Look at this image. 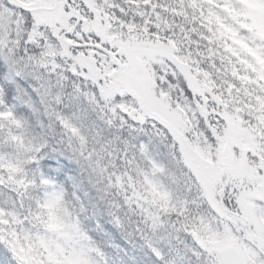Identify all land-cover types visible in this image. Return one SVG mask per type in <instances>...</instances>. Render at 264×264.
<instances>
[{
	"label": "trees",
	"instance_id": "16d2710c",
	"mask_svg": "<svg viewBox=\"0 0 264 264\" xmlns=\"http://www.w3.org/2000/svg\"><path fill=\"white\" fill-rule=\"evenodd\" d=\"M134 1L120 0L111 11L141 34L158 36L167 48L186 56L202 73L199 80L210 87L211 95L234 108L228 110L229 118L253 131L264 161V40L252 32L253 8L242 0H138L139 6ZM18 70L25 75H17ZM5 77L18 85L6 104L24 117L41 148L54 144L68 161L59 173L42 164L43 157L28 160L26 188L16 194L21 215L28 214L25 219L46 214L50 193L37 197L33 191L43 172L59 184L104 263L212 264L209 251L183 224L178 211L159 231L131 196L140 186L150 190L148 174L157 178L162 196L172 205L177 203V210L202 201L199 183L187 175L167 138L137 119L133 124L110 120L99 98L80 89L78 76L53 65H25L21 54L0 46V80ZM4 105L0 103V111H5ZM17 133L12 117H0V169L14 152ZM208 179L212 184L216 181L211 174ZM229 183L228 193L233 184ZM251 189L229 193L232 200L225 203L231 211L240 212L238 201L246 204ZM226 215L237 221L240 234L249 233L247 223Z\"/></svg>",
	"mask_w": 264,
	"mask_h": 264
},
{
	"label": "rangeland",
	"instance_id": "374dc122",
	"mask_svg": "<svg viewBox=\"0 0 264 264\" xmlns=\"http://www.w3.org/2000/svg\"><path fill=\"white\" fill-rule=\"evenodd\" d=\"M22 1L33 6L53 5V0ZM119 1L83 0V10L87 12L84 15L86 19L98 18L101 21L102 31L96 41L112 46L120 54L123 67L126 68L127 52L133 51L129 55L130 68L126 74L122 73L124 75L120 76L121 82L127 86L126 90L118 80L108 78L115 68L103 53L94 49H67L62 44L60 34L72 23L62 18L64 7L57 12L52 11L47 21L41 22L42 11L36 12L35 19L26 18L17 14L15 9H10L5 3L6 0H0V44L8 48L23 49L26 63L53 65L64 73L75 74L79 78L80 89L99 98L110 120L122 123L131 120L133 124V120L142 116L139 121L143 126L159 128L160 133L175 146L181 162L187 168V175L194 177L200 185L202 201L177 210V203L172 205L162 196L157 178L147 174L150 190H144V186H140L131 192V196L138 204L141 214L153 227L164 231L170 225V214L178 211L182 215L183 224L209 251L212 264H220L214 248L236 239H240L248 264H264V248L261 242L251 233L240 234L235 225L237 221H231L221 211L219 201V196L231 201L229 193L252 187L248 191L250 197L246 204L240 199L237 209L241 211V215L247 217L254 233L264 238V198H261L258 185L250 184L244 171H230L223 168L224 164L220 165L221 161L226 163V155L232 162H239L242 150L250 147L247 138H236L226 133L217 119L200 111V101L190 87L186 75L164 54L147 49V46L154 43L167 47L164 42L158 36L150 38L141 34L123 16L111 11L114 6H118L116 2ZM245 1L253 6L252 18L256 27L254 32L264 38V0ZM132 3L139 6L140 1ZM85 31L82 24L78 34L69 39L74 42L84 39L92 41L93 38ZM171 51L177 55L187 72L191 73L196 84L209 95L210 108L217 107L226 115L228 110L233 111L234 108L221 105L220 100L211 95L210 87H206L199 80L202 73L191 66V61L186 56L173 49ZM79 56L85 57L95 68L101 69L105 76L104 81L90 79L77 61ZM12 116L18 133L14 139V152L6 158L4 167L0 169V191L7 194L9 187L13 191L7 202L0 197V238L7 236L11 239L28 264H107L104 263L98 245L69 207L60 187L53 189L56 197L49 195L45 204L47 207L44 208L45 215L32 214L28 220L21 219L16 194L25 190L26 179L30 175L27 162L34 160L41 146L25 123L24 117L18 113ZM236 124L242 127L239 123ZM245 131L257 146L253 131ZM186 147L189 156L194 159L187 158ZM257 148L255 152L261 156L263 152ZM15 166H18V171ZM218 168L221 171L226 170L219 173L223 182L233 183L229 186V193L221 190L217 179ZM209 174L218 183L214 181L212 184L208 179ZM130 182L135 186L133 180Z\"/></svg>",
	"mask_w": 264,
	"mask_h": 264
},
{
	"label": "snow or ice",
	"instance_id": "6c2138e0",
	"mask_svg": "<svg viewBox=\"0 0 264 264\" xmlns=\"http://www.w3.org/2000/svg\"><path fill=\"white\" fill-rule=\"evenodd\" d=\"M17 75H25V73L22 70H18ZM13 86L18 87L14 78L9 79L5 77L0 80V103L6 104L8 96L13 94ZM11 115L12 112L10 109L8 111H0V117H8ZM56 148L57 146L54 144L42 147L37 152L33 162L38 161L39 158L43 157V160L41 161L42 164H47L49 169L52 171L63 173L64 168L62 165L68 163V161L62 152L57 151ZM15 170H19L18 166H15ZM58 187V183L54 182L52 179L48 178L45 173L41 172L38 179V185L33 189V191L37 197H43L46 192L50 193L52 197H56V193L53 189ZM12 191L13 189L11 187L8 188L7 194L0 191V197H3L4 201L7 202L8 198L11 197ZM32 205L33 207H37L35 200L32 201ZM27 215L28 214L25 213L21 219L26 218ZM0 264H28L17 245L7 236L0 238Z\"/></svg>",
	"mask_w": 264,
	"mask_h": 264
},
{
	"label": "water",
	"instance_id": "95a60500",
	"mask_svg": "<svg viewBox=\"0 0 264 264\" xmlns=\"http://www.w3.org/2000/svg\"><path fill=\"white\" fill-rule=\"evenodd\" d=\"M66 16V15H65ZM91 30L94 32H99L100 28L98 25L97 20L91 22ZM87 26H89V23L87 24ZM74 28H72L73 30ZM63 41L67 44V45H71L72 43H70L69 41L65 40L63 37ZM74 45V44H72ZM85 45H91V44H79L77 45V47H81V46H85ZM93 45V44H92ZM94 47H97L98 49L103 50L104 52H106L110 57L112 62H114L115 57L114 55L105 47L101 46V45H93ZM168 55L172 58H174V56H172L171 54L168 53ZM82 67L89 72L93 77H99V72L97 70H93L91 68V66L86 62L85 59L80 58L79 59ZM195 91L198 94V96H200L202 98V110L206 113V114H216L218 116H220L228 131L231 132L234 136L236 137H240L242 135L241 131L238 130L231 121H229L227 118L221 116L216 110H210V111H206L204 110L206 104L208 103V99L203 95V93L197 88L195 87ZM246 154L247 151L245 150L243 153V160L241 162V166L246 168L250 173H251V179L252 180H260L262 181L261 184V189L263 190V194H264V176L262 177H258L253 169L247 164V160H246ZM215 252L220 260V264H247L246 261V256L243 252V250L241 249V247L235 243V242H228L226 244H224L223 246L216 248Z\"/></svg>",
	"mask_w": 264,
	"mask_h": 264
},
{
	"label": "flooded vegetation",
	"instance_id": "af4514ba",
	"mask_svg": "<svg viewBox=\"0 0 264 264\" xmlns=\"http://www.w3.org/2000/svg\"><path fill=\"white\" fill-rule=\"evenodd\" d=\"M6 5L10 8V9H15L17 14H21L26 18H36V14L39 11H42L41 13H43V15L40 17V21L41 22H46L48 19V14H51V12H57L59 9H61L62 7H64V11L62 12V16L63 13L67 10H70V15L68 20H70L72 22V24L76 21L77 19V13L78 11H80V17H81V22L79 24V26L76 28V31L69 35L73 38L74 35L78 34V30H80V26L82 25V23H86L87 20L83 21V17H82V13H81V2H79L78 0H53V5H43L40 4L38 6H33L30 5L28 3L23 2L22 0H6ZM70 6V9H69ZM38 11V12H37ZM37 12V13H36ZM87 32V30H86ZM89 36H91V33H89ZM118 60L120 59V54L116 53ZM127 64H130V57L129 54H127L126 56V60ZM122 73L126 74L127 70L126 68H123V66H121L120 71L117 75H121Z\"/></svg>",
	"mask_w": 264,
	"mask_h": 264
}]
</instances>
